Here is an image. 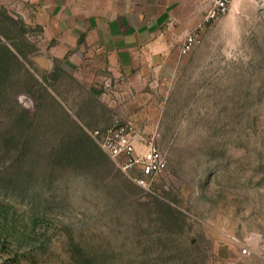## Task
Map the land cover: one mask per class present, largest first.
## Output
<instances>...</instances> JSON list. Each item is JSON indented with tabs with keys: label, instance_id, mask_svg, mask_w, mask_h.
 Here are the masks:
<instances>
[{
	"label": "rangeland",
	"instance_id": "1",
	"mask_svg": "<svg viewBox=\"0 0 264 264\" xmlns=\"http://www.w3.org/2000/svg\"><path fill=\"white\" fill-rule=\"evenodd\" d=\"M11 8L0 5V264H264V0H230L165 87L125 99L102 56L69 65ZM115 124L138 150L153 140L165 171L123 170L91 135Z\"/></svg>",
	"mask_w": 264,
	"mask_h": 264
},
{
	"label": "crops",
	"instance_id": "2",
	"mask_svg": "<svg viewBox=\"0 0 264 264\" xmlns=\"http://www.w3.org/2000/svg\"><path fill=\"white\" fill-rule=\"evenodd\" d=\"M209 1L0 0V5L58 39L54 51L67 55L69 65L96 64L89 57L102 56L106 65H99L117 72L118 96L125 99L165 87L166 75L189 53L181 52L183 40L199 25Z\"/></svg>",
	"mask_w": 264,
	"mask_h": 264
},
{
	"label": "built area",
	"instance_id": "3",
	"mask_svg": "<svg viewBox=\"0 0 264 264\" xmlns=\"http://www.w3.org/2000/svg\"><path fill=\"white\" fill-rule=\"evenodd\" d=\"M229 2L230 0H214L213 7L209 8L202 16L199 25L185 35L181 46L182 53H187L199 42L196 29L223 13ZM91 135L96 138L109 156L118 160L123 170L128 171L134 167H139L142 174L148 177L161 174L167 168V160L153 140H148L141 150L136 148L138 139L127 125L115 124L103 131L93 130ZM138 181L145 185L144 179ZM255 240L257 239L250 236L247 241L238 242L240 255L248 256L254 253L253 241Z\"/></svg>",
	"mask_w": 264,
	"mask_h": 264
},
{
	"label": "trees",
	"instance_id": "4",
	"mask_svg": "<svg viewBox=\"0 0 264 264\" xmlns=\"http://www.w3.org/2000/svg\"><path fill=\"white\" fill-rule=\"evenodd\" d=\"M81 136H83V135H81ZM84 137V136H83ZM83 137H80L79 138V140H78V144L80 143V145L82 144V141L85 139V138H83ZM80 147V146H79ZM79 151V150H78ZM78 154H79V156H81V153L80 152H78ZM82 156H85V154L83 153L82 154Z\"/></svg>",
	"mask_w": 264,
	"mask_h": 264
}]
</instances>
